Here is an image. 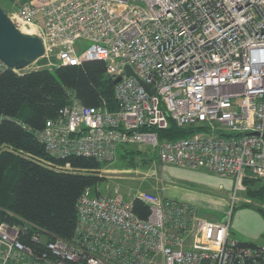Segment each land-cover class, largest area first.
Masks as SVG:
<instances>
[{"label": "built area", "instance_id": "obj_1", "mask_svg": "<svg viewBox=\"0 0 264 264\" xmlns=\"http://www.w3.org/2000/svg\"><path fill=\"white\" fill-rule=\"evenodd\" d=\"M8 13L41 38L42 67L101 60L120 77L116 110L74 101L45 121L37 137L50 155L110 163L121 145L145 144L157 162L231 178L230 207L245 178L264 182V0H27ZM170 119L201 130L160 139ZM135 198L146 218L134 213ZM229 221L230 211L209 220L152 191L87 189L68 240L35 231L34 249L19 237L25 225L0 220V264H264V232L243 243Z\"/></svg>", "mask_w": 264, "mask_h": 264}, {"label": "trees", "instance_id": "obj_2", "mask_svg": "<svg viewBox=\"0 0 264 264\" xmlns=\"http://www.w3.org/2000/svg\"><path fill=\"white\" fill-rule=\"evenodd\" d=\"M74 101L111 111L118 108L103 61L0 71V220L25 225L19 237L34 249L42 248L30 240L35 231L47 238H71L78 197L87 189L101 194L105 182L100 172L108 163L81 155L52 156L37 137L47 119ZM200 130L196 125L178 127L170 119L157 134L160 139H175ZM139 155L156 159L153 151L134 146L121 145L116 153L117 158ZM243 182L246 195L264 203V182L253 178ZM132 208L138 217H147L148 208L141 200L133 199Z\"/></svg>", "mask_w": 264, "mask_h": 264}, {"label": "rangeland", "instance_id": "obj_3", "mask_svg": "<svg viewBox=\"0 0 264 264\" xmlns=\"http://www.w3.org/2000/svg\"><path fill=\"white\" fill-rule=\"evenodd\" d=\"M27 0H0L7 11H16ZM35 31V30H34ZM81 48L87 41L81 40ZM49 61L38 59L24 70L48 65ZM49 66V65H48ZM139 150H150L145 144L133 145ZM105 182L101 193L117 189L124 196H133L138 190L158 193L163 197L185 201L194 205L198 213L209 220L222 221L230 211V235L243 243H260L264 232V206L262 202L238 191L232 202L233 181L227 176L207 171L157 162L148 157L117 158L100 172ZM221 185V187H219Z\"/></svg>", "mask_w": 264, "mask_h": 264}, {"label": "water", "instance_id": "obj_4", "mask_svg": "<svg viewBox=\"0 0 264 264\" xmlns=\"http://www.w3.org/2000/svg\"><path fill=\"white\" fill-rule=\"evenodd\" d=\"M44 53L41 38L34 33L19 30L9 17L8 11L0 6V59L9 67L23 69ZM126 75H133L125 65ZM120 77L113 80L115 84ZM146 88V86H145Z\"/></svg>", "mask_w": 264, "mask_h": 264}, {"label": "bare ground", "instance_id": "obj_5", "mask_svg": "<svg viewBox=\"0 0 264 264\" xmlns=\"http://www.w3.org/2000/svg\"><path fill=\"white\" fill-rule=\"evenodd\" d=\"M21 30L23 32H26V33H32V29H28V28H25V27L21 28Z\"/></svg>", "mask_w": 264, "mask_h": 264}]
</instances>
